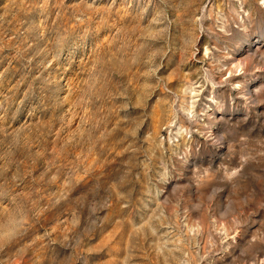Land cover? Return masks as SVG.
I'll list each match as a JSON object with an SVG mask.
<instances>
[{
	"label": "rangeland",
	"instance_id": "374dc122",
	"mask_svg": "<svg viewBox=\"0 0 264 264\" xmlns=\"http://www.w3.org/2000/svg\"><path fill=\"white\" fill-rule=\"evenodd\" d=\"M0 264H264V0H0Z\"/></svg>",
	"mask_w": 264,
	"mask_h": 264
}]
</instances>
